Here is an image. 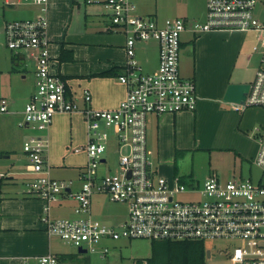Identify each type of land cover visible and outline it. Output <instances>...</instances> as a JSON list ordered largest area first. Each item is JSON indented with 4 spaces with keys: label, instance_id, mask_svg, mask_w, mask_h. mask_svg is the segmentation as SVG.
Returning <instances> with one entry per match:
<instances>
[{
    "label": "built area",
    "instance_id": "obj_1",
    "mask_svg": "<svg viewBox=\"0 0 264 264\" xmlns=\"http://www.w3.org/2000/svg\"><path fill=\"white\" fill-rule=\"evenodd\" d=\"M137 0H85L101 4L108 12L114 31L127 37V62L119 80L128 87L126 98L113 109L92 106V94L84 90L85 107L70 94L65 79L52 73L48 0H32L42 14L33 19L7 21L2 26L6 47L35 65V90L22 111L18 125L34 133L24 141L32 178L27 193L46 202L42 222L50 236H56L78 249L109 253L97 246L107 239H149L151 241L241 240L235 264H264V186L252 180L222 181L209 177L202 186L185 184L159 176L153 151L148 147L147 126L151 114H175L197 108V85L181 72L182 35L186 21L169 18L159 21L138 13ZM207 20L196 23V33L213 31L254 32L260 63L245 102L237 108H264V0H205ZM10 4L9 0H6ZM155 41L159 45V65L146 74L136 57L138 42ZM81 112L88 130L84 151L87 163L80 173V188L74 191L50 174L47 132L60 113ZM10 113L9 101L0 96V116ZM114 141L120 153L119 171L100 173L106 164L108 143ZM264 172V140L254 159ZM5 177L0 174V178ZM105 194L113 202L129 205V218L120 229L103 224L91 216L92 197ZM187 194L192 199L181 201ZM71 197L77 206L76 218H53L51 204ZM212 256V252H211ZM210 256V258H211ZM38 264H61L48 253L36 258ZM143 264H148L145 261Z\"/></svg>",
    "mask_w": 264,
    "mask_h": 264
},
{
    "label": "crops",
    "instance_id": "obj_2",
    "mask_svg": "<svg viewBox=\"0 0 264 264\" xmlns=\"http://www.w3.org/2000/svg\"><path fill=\"white\" fill-rule=\"evenodd\" d=\"M9 1L10 4L6 0H0L2 4H0L1 32L2 25L7 21L33 19L42 14L41 7L34 5L32 0ZM61 1L48 0L46 5L52 73L66 80L70 94L82 108L85 107L82 94L86 89L92 94L94 108H116L126 98L128 91V87L119 80L127 62V37L119 40L113 35L102 36L104 31L107 33L117 31L113 30L110 17L107 18V15L105 18L98 17L96 13L91 12L94 11V6H89L93 8L87 14L91 17L88 18L91 22L90 26L87 25V34L83 35L85 39L76 41L77 38L63 31L64 21L62 23L58 20V16L63 14L65 9ZM141 1H136L138 13L141 16H155L159 21L169 18H185L187 28L182 35L181 72L184 78L195 80L198 95L197 108L194 111L149 116L148 147L152 148L157 157L161 153L166 154L167 151L174 150L175 153L180 150L197 149L229 150L234 147L213 145L211 138L217 131L225 130L222 122L226 118L231 116L239 118L237 112H241L239 118L241 129L238 131L242 132L247 142L235 145V147L244 161L254 160L260 147V139L264 140V135L256 133L252 136L250 130L253 126L264 128V110L257 106L244 109L237 108V106L243 104L242 96L243 94L248 95L249 87L259 67L261 55L253 51L257 41L256 34L241 31L196 33L192 24L187 23V19L189 16H194V23L197 22L198 10L194 12L192 7L177 10L174 6L170 13L163 14L158 6L148 11L139 9ZM74 3L79 5V2L74 0L70 7L74 6ZM202 12L203 18H206L205 7ZM140 43L136 44L137 60L144 73H153L159 65V46L147 42L143 45ZM139 50L142 53L141 58L138 55ZM10 59L14 65L19 66L24 63L23 59L27 58L17 53L12 54ZM105 72L108 75H99ZM8 73L15 78L21 75L20 78L23 80L30 78L31 93L34 92L35 67L33 72L23 70L21 73L16 72L13 67ZM31 73L33 77L29 76ZM21 118L22 110H12L9 114L0 116V133L4 137L3 144L0 145V153L5 156L12 151L18 152V160H21L22 169L18 173H13V176L17 174L29 180L32 178L28 168L29 159L22 148L25 135L15 127V122L17 123ZM234 129L236 126L229 128V132H233ZM46 137L49 140L46 155L48 162L52 164L50 174L57 178V175H62V171L54 167H60L59 165L68 160L64 156L61 159L58 152L64 148L67 149L68 146L75 147L76 145V147L83 148L87 143L88 130L83 114L81 112L57 114ZM75 153L83 155L86 163V152ZM156 170L158 172L157 164ZM174 176V181L175 179L180 181L188 179L177 173ZM189 177H191L190 184L197 186H202L209 178L204 175L198 181H194L193 175ZM3 185L0 186V195ZM68 199H59L51 204L50 215L53 218H70L65 217L66 212H69L65 206V200ZM0 200L8 203L0 214V264H38L36 258L48 253L56 255L61 264H77L80 256L69 246L70 244L47 233L41 220L46 205L44 200L25 194L9 197L2 195ZM75 208L70 210L74 215ZM103 247H107L106 242L101 244L100 248Z\"/></svg>",
    "mask_w": 264,
    "mask_h": 264
},
{
    "label": "rangeland",
    "instance_id": "obj_3",
    "mask_svg": "<svg viewBox=\"0 0 264 264\" xmlns=\"http://www.w3.org/2000/svg\"><path fill=\"white\" fill-rule=\"evenodd\" d=\"M73 1L74 0L61 1L63 7L65 6V9L63 10V14L58 16V20L62 23L64 21V32L67 31L69 36L77 38L78 40L76 41H83V39H85L83 35L87 34V25L90 26L91 23L90 20H88V18L90 19L91 17L87 14L93 8L89 6H94V11L91 12L96 13L98 17L105 18L107 15L106 17L109 18V16L105 7L101 4H88L85 0H75L76 2H79V5L74 3V6L70 7V4L73 3ZM155 6H158L161 10L160 12L163 14L170 13L171 8L174 6L177 7V10L179 8L184 10L188 7H192L194 12L198 10L199 15L197 22L194 23V16H189L190 19H187V23L192 24L193 27L196 23L204 24L207 20L205 0H142L140 2L139 9L148 11L154 9ZM204 7L206 10V18H203L202 9ZM179 16L182 15L179 14ZM181 19L185 18L181 17ZM1 24L2 22L0 20V96L8 98L7 100L10 102V112H12V110L23 111L33 95V92L31 93L32 81L30 78L25 80L21 79V75H18L15 78L9 74L8 71L14 67L18 73H21L23 70L33 72L35 65L33 60H30L27 57V59H23L24 63L19 66L14 65V63L10 61L12 54H17V52L6 47L4 34L1 32ZM106 34L116 36L119 40L126 38L124 33H107L104 31L102 36ZM145 43L146 42L141 41L140 44L143 45ZM147 43L158 44L155 41H149ZM138 55L141 58V50L138 51ZM7 56L9 58L8 60ZM29 76L33 77V73ZM237 114L240 118L241 112H237ZM239 118L234 116L226 118L222 122L225 130L221 132L217 131L215 136L211 138L213 145L234 147L229 150L207 151L197 149L193 151L180 150L177 153H175L174 150L167 151L166 154L161 153V155L157 157L152 148H150L153 151V159L158 166V175L168 179L170 185L174 184V174L177 173L178 175H183L186 178L188 177V179L182 180L183 183L187 185L191 182V177L189 176L193 175L192 179L194 181H198V179L207 175V177L216 176L222 181L250 179L255 184L260 183L264 186L263 170L255 163L254 160L244 161L236 150L235 145L247 142V139L243 137L242 132L238 131L241 129L239 126ZM18 122H15L16 129L23 132L25 135V138L22 140L23 148L24 141L27 140L34 132L19 127ZM232 126H236V129H234L233 132H229V128ZM250 133L252 136H255L256 133L264 135V128L261 126H253ZM3 141V134L0 133V145L3 144ZM79 148L80 147H76V145L75 147L68 146L67 149L64 148V150L58 152L61 159H63L62 157L64 156L68 158V160H65L64 163L59 165L60 167H54L57 170L62 171V175H57L56 179L64 182L74 191H78L80 188L79 176L83 170V166L87 163V161L85 163L83 155H77L75 153V150ZM18 154V152L12 151L9 155L0 156V174L2 173L6 176V178L2 177V179H0V183L4 184L3 191L0 196L3 195L4 197H9L15 196L16 194L19 196L23 194L31 196L27 193V178L17 174L13 176V173H18V171H21L20 169H22L20 165L21 160H18ZM105 157L107 162L101 166L100 173L108 174L118 172L120 153L116 151L114 141H110L108 143V150L105 153ZM68 198V200H65V206L69 212H66L65 217L76 218L72 213L73 211L70 212V210L71 208L74 209L77 206V203L73 200L75 202L74 203L71 197ZM192 198L193 197L187 194H181L178 196V199L181 201H188ZM7 204V201L1 202L0 200V214L3 212V207ZM92 217L100 222H103V224L105 223L106 225L114 226L120 229L121 225H123L129 218V205L122 202H113L105 194H96L92 197ZM103 242L107 243V247L109 249V253H107L106 256H102L99 251L79 254L77 247L70 243L69 246H71L76 254L80 256L77 264H143L153 256L152 241L149 239L121 238L116 241L107 239ZM241 244V240L218 239L214 241H207L206 247L207 250L212 252V256L211 258H206V264H235V257L239 255ZM100 246H97L99 250L101 249Z\"/></svg>",
    "mask_w": 264,
    "mask_h": 264
},
{
    "label": "trees",
    "instance_id": "obj_4",
    "mask_svg": "<svg viewBox=\"0 0 264 264\" xmlns=\"http://www.w3.org/2000/svg\"><path fill=\"white\" fill-rule=\"evenodd\" d=\"M152 248L153 256L147 260L148 264H206L207 247L202 241H152Z\"/></svg>",
    "mask_w": 264,
    "mask_h": 264
},
{
    "label": "water",
    "instance_id": "obj_5",
    "mask_svg": "<svg viewBox=\"0 0 264 264\" xmlns=\"http://www.w3.org/2000/svg\"><path fill=\"white\" fill-rule=\"evenodd\" d=\"M249 88H250V87H249ZM246 97H247V94H246V95L243 94V96H242V100H241L242 103L245 102ZM78 253H79V254H85V253H87V250H86V249H82V248H80V249H78ZM210 256H211V251H210V250H207V258H210Z\"/></svg>",
    "mask_w": 264,
    "mask_h": 264
}]
</instances>
